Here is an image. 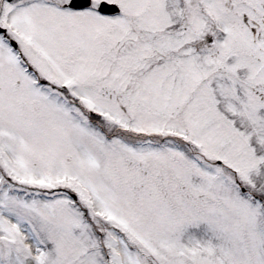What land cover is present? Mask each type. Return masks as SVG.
Returning <instances> with one entry per match:
<instances>
[{"label":"snow or ice","instance_id":"6c2138e0","mask_svg":"<svg viewBox=\"0 0 264 264\" xmlns=\"http://www.w3.org/2000/svg\"><path fill=\"white\" fill-rule=\"evenodd\" d=\"M0 264H264V0H0Z\"/></svg>","mask_w":264,"mask_h":264}]
</instances>
